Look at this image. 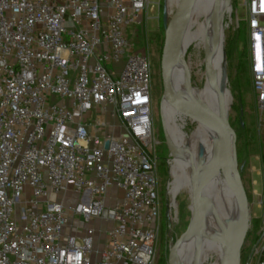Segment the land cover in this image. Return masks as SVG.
I'll use <instances>...</instances> for the list:
<instances>
[{
    "label": "built area",
    "instance_id": "built-area-1",
    "mask_svg": "<svg viewBox=\"0 0 264 264\" xmlns=\"http://www.w3.org/2000/svg\"><path fill=\"white\" fill-rule=\"evenodd\" d=\"M153 5L0 0V264H154L152 63L134 39ZM244 7L260 134L264 0ZM255 241L264 264V227Z\"/></svg>",
    "mask_w": 264,
    "mask_h": 264
},
{
    "label": "rangeland",
    "instance_id": "rangeland-1",
    "mask_svg": "<svg viewBox=\"0 0 264 264\" xmlns=\"http://www.w3.org/2000/svg\"><path fill=\"white\" fill-rule=\"evenodd\" d=\"M154 5L147 11V20L144 22L142 31H138L137 42L149 44V58L152 63V109L154 110L153 127L155 131V139L158 143L156 145V155L158 162V177H159V194H160V233L157 240V251L154 257V264H173L176 254L179 253V247L182 245L179 238L183 235L187 228L191 217L190 202H191V174L185 170L181 176V182L178 184L177 196L174 201L172 185L173 181L179 177L176 170L177 160L172 159L170 149L164 140L163 120L161 102L163 98L162 90V76L161 73V54L164 46V37L166 26H164V14L169 21L173 8L177 0H151ZM160 2L158 6L157 3ZM232 12L229 15V5L226 4V11L224 14V31H225V52L226 48L229 50L227 56V67L229 75L228 88L231 91L232 101L228 98L227 108H229V122L235 134V142L237 146V155L240 165H244L242 171L243 182L245 190L248 193L249 202H253L254 194L251 191V175L250 164L251 155L260 153V141L258 136V124L256 123V108L255 95L252 88L253 80L250 72L251 58H250V42L248 41L247 31V9L244 7V0H231ZM227 12V13H226ZM213 32L209 34L210 44L208 51L210 53L211 39ZM133 38V37H132ZM190 46L185 52V59L191 71L195 72L197 80L195 85L202 87L206 77L202 75L205 72L202 46L196 47V42L189 39ZM145 47H142L146 52ZM191 86L194 85V78ZM164 114V113H163ZM193 128H190L188 135L192 134ZM120 133L117 129L116 134ZM179 155V151H177ZM175 156V154H174ZM171 159V165L169 163ZM175 161V164H174ZM173 164V176L171 168ZM221 178V175H218ZM172 180L170 186L169 182ZM170 187V188H169ZM169 189V191H168ZM169 203L173 211L172 216L167 218L170 212ZM256 210V206H253ZM254 225V227H253ZM251 229L250 242L254 247L255 232L257 225L254 222ZM226 225L223 222V215L221 214L214 224V228L210 235L211 250L206 257L204 264H217L216 251L224 243L226 238ZM179 238V239H178ZM178 239L177 244L175 241ZM173 249L170 251L171 246ZM242 250V247H241ZM170 251V252H169ZM251 262V261H250ZM250 264V263H249Z\"/></svg>",
    "mask_w": 264,
    "mask_h": 264
},
{
    "label": "bare ground",
    "instance_id": "bare-ground-1",
    "mask_svg": "<svg viewBox=\"0 0 264 264\" xmlns=\"http://www.w3.org/2000/svg\"><path fill=\"white\" fill-rule=\"evenodd\" d=\"M228 2L229 15L232 12L231 0H195L192 5V11L187 23V31L185 35V52L188 51L190 42L193 39L196 47L202 46L208 48L210 44L209 34L213 29L211 39V48L209 59L213 70L215 71L216 85L212 86L211 80L207 72L202 75L206 77L202 87L189 86L188 89L184 85L176 87V92L185 97L189 101L202 100L208 109L209 127H200L196 132L188 135L182 131L181 126L177 123V116L174 110L163 106L164 122L171 143L174 145V160L176 158V170L179 177L173 181L172 190L173 199L175 200L178 191V184L181 182V174L187 170L190 174V164L195 163V168L202 176L206 183L204 193L207 198L206 209V233L209 238H189L183 236L180 239L182 245L179 247V253L176 254L173 264H204L208 256L211 245L210 235L214 228V224L218 217L223 215V222L226 225V238L224 243L216 251L217 264H221L223 251L228 248L237 261L241 253V242L238 239L239 227L234 222L238 208L235 200L229 192L228 180L225 171L224 162L219 148H216L212 139V135L222 136V125L220 123V102H224L227 107L228 98L232 101L231 93H223L222 96L218 90L221 85L220 71L223 65L221 54V41L224 40V14L226 4ZM227 13V12H226ZM182 67V65H180ZM221 90V89H220ZM179 151V155H177ZM175 164V161H174ZM173 164L171 174L173 176ZM218 175H221L219 178ZM175 180V177H174Z\"/></svg>",
    "mask_w": 264,
    "mask_h": 264
},
{
    "label": "water",
    "instance_id": "water-1",
    "mask_svg": "<svg viewBox=\"0 0 264 264\" xmlns=\"http://www.w3.org/2000/svg\"><path fill=\"white\" fill-rule=\"evenodd\" d=\"M195 0H177L169 21L164 14V26H166L164 46L161 54V73L162 76V90L163 98L161 102V110L163 106H167L169 109L174 110L177 116V123L181 126L182 131L188 133L190 128L194 130L191 133L196 132L202 126L203 128L209 127L208 121V109L204 102L200 100L189 101L185 97H181L176 92V87L184 85L186 89L190 86L194 78V85L197 80L195 72L191 71L184 58L185 51V35L187 31V23L192 11V5ZM221 54L223 58V65L220 71L221 85L218 90L219 94L231 93L228 88L229 75L227 67V58L225 52V41H221ZM204 69L210 77L212 86L216 85L215 71L211 66L209 59V51L206 48L203 51ZM182 65V67L180 66ZM232 95V94H231ZM220 123L222 125V136L212 135V139L216 148H219L221 156L224 162L225 171L228 180L229 192L235 200L238 211L234 216V222L239 227L238 239L241 242L242 250L237 261L232 256L230 250L226 248L223 251V257L221 264H249L252 260L253 246L250 242V235L252 229V211L250 208V202L248 193L245 190L242 171L244 165H240L237 155V146L235 142V134L232 126L229 122V108H227L224 102H220ZM162 115L163 110H162ZM164 120V116H163ZM164 140L170 149L172 159L174 158V145L169 139L166 127L163 123ZM191 171V202L190 210L191 217L188 223L186 232L181 235L188 236L189 238H209L206 233V205L207 198L204 193L206 183L202 176L195 168V163L190 164ZM170 213L167 214L169 219ZM178 238V239H179ZM178 239L175 241L177 244ZM174 245L171 246L170 251ZM169 251V252H170ZM170 264V263H168Z\"/></svg>",
    "mask_w": 264,
    "mask_h": 264
},
{
    "label": "crops",
    "instance_id": "crops-1",
    "mask_svg": "<svg viewBox=\"0 0 264 264\" xmlns=\"http://www.w3.org/2000/svg\"><path fill=\"white\" fill-rule=\"evenodd\" d=\"M260 141V153L251 155V159L249 161L250 164V175H251V191H253L254 200L250 203V208L252 211V220L257 225L256 233L264 227V129L260 134H258ZM261 198L263 200L262 204L258 203V199ZM256 206V210H254L253 206ZM104 223L96 222L95 226L98 231H100V227H103ZM108 226V225H104ZM99 238H101L99 236ZM99 247H101V242H99Z\"/></svg>",
    "mask_w": 264,
    "mask_h": 264
},
{
    "label": "trees",
    "instance_id": "trees-1",
    "mask_svg": "<svg viewBox=\"0 0 264 264\" xmlns=\"http://www.w3.org/2000/svg\"><path fill=\"white\" fill-rule=\"evenodd\" d=\"M211 31L214 32L213 29ZM247 31H248V24H247ZM226 53H227V56H229V50L227 48H226ZM241 175H242V173H241ZM242 178H243V175H242ZM253 223H254V220H252L251 225H253ZM253 227H254V225H253ZM257 236H258V234L255 232L254 240H256Z\"/></svg>",
    "mask_w": 264,
    "mask_h": 264
}]
</instances>
